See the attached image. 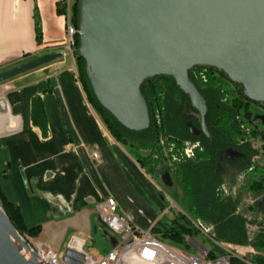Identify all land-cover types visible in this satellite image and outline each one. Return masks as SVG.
I'll use <instances>...</instances> for the list:
<instances>
[{
    "label": "crops",
    "instance_id": "crops-1",
    "mask_svg": "<svg viewBox=\"0 0 264 264\" xmlns=\"http://www.w3.org/2000/svg\"><path fill=\"white\" fill-rule=\"evenodd\" d=\"M62 7L64 0H0V73L63 54L0 83V188L20 206L28 228L42 226L39 237H29L30 245L57 253L68 249L73 236L87 243L84 235L98 232L96 206L108 197L139 227L149 230L159 221L147 197L153 196L148 180L111 136L78 80L66 49ZM38 97L47 117L46 136L32 124V100ZM120 159L149 201L122 173Z\"/></svg>",
    "mask_w": 264,
    "mask_h": 264
},
{
    "label": "trees",
    "instance_id": "trees-1",
    "mask_svg": "<svg viewBox=\"0 0 264 264\" xmlns=\"http://www.w3.org/2000/svg\"><path fill=\"white\" fill-rule=\"evenodd\" d=\"M78 2L74 0L72 6V23L79 30ZM58 12L64 14L65 8ZM41 36L38 26V42ZM79 43L77 34L75 51ZM75 65L90 105L111 136L133 152L136 162L151 177L160 180L174 174L178 178L194 220L202 229L214 240L234 249L254 246L264 250V173L243 187L254 198L246 211L242 210L243 188H238L241 175L249 176L264 169V129L250 124L255 116L254 108L257 106L264 111V103L250 100L242 84L233 82L224 71L196 66L188 75L206 101L205 123L209 135L203 131L201 114L188 93L168 75L152 76L142 83L141 93L148 106L150 126L134 131L99 102L87 75L85 59L75 55ZM226 83L233 88L234 96ZM31 117L33 126L46 136L47 117L41 97L33 98ZM124 172L133 187L146 198L133 176L126 169ZM0 205L21 236H40L42 226L28 228L20 206L9 201L1 188ZM248 212L254 215L253 219L248 217ZM186 222L175 220L167 227L161 226L159 220L152 233L162 240L185 242L186 236L198 234L192 221ZM250 259L264 264L262 254L252 255Z\"/></svg>",
    "mask_w": 264,
    "mask_h": 264
},
{
    "label": "water",
    "instance_id": "water-1",
    "mask_svg": "<svg viewBox=\"0 0 264 264\" xmlns=\"http://www.w3.org/2000/svg\"><path fill=\"white\" fill-rule=\"evenodd\" d=\"M79 48L99 102L124 126L149 128L142 83L168 75L191 98L206 135V101L188 72L215 67L245 95L264 103V0H79ZM63 54H48L0 73V83ZM25 254H29L26 256ZM85 254L68 248L66 264ZM0 264H42L0 206Z\"/></svg>",
    "mask_w": 264,
    "mask_h": 264
},
{
    "label": "built area",
    "instance_id": "built-area-1",
    "mask_svg": "<svg viewBox=\"0 0 264 264\" xmlns=\"http://www.w3.org/2000/svg\"><path fill=\"white\" fill-rule=\"evenodd\" d=\"M64 1V17L67 22L66 49L75 61V36L79 31L72 23L73 2ZM92 157L99 161L97 153H93ZM96 211L100 221L110 232L118 236L119 242L106 255L95 257L85 250L86 242L83 239L73 236L68 248L85 254L82 264H258L247 256L239 255L231 246L214 240L194 219L190 220L198 234L193 237L186 236L185 242L188 243L187 246H193L197 254L179 251L152 233V229L143 230L137 226L131 216L120 213L119 203L114 197H108L97 204ZM198 237L210 241L212 247L208 248ZM34 250L42 264H66L60 260L58 253L44 245Z\"/></svg>",
    "mask_w": 264,
    "mask_h": 264
},
{
    "label": "rangeland",
    "instance_id": "rangeland-1",
    "mask_svg": "<svg viewBox=\"0 0 264 264\" xmlns=\"http://www.w3.org/2000/svg\"><path fill=\"white\" fill-rule=\"evenodd\" d=\"M72 2L74 3V0H72ZM73 63L75 64V61ZM226 88L228 89L229 93L234 96L233 88L230 87V85L227 83H226ZM250 124L253 127L258 128L260 130L264 129V112L260 108L255 109L254 120ZM123 148L126 150V153L130 157L135 159L133 152L129 148L124 147V146ZM233 158H234V155H231L230 159H233ZM121 161L119 162V167L122 173L126 177L124 169H126L130 173L131 171L128 169L129 167L128 163L123 162L125 160H121ZM262 164H264V162ZM138 168L143 174V176L148 180L150 188L153 192L152 193L153 196H148L147 194V197L150 201L147 198L146 199L147 201L151 202L149 204L150 206H152V209L154 210L156 214V218L161 221V224H160L161 226L169 227L174 224L175 220H177L179 223L187 224L186 221H190V219H195V217L191 213L189 201L180 185L178 178L174 174H167L160 180H157L156 178L151 177L147 173L146 175L144 173L146 171L142 169L140 165ZM141 169L144 172H142ZM263 173H264V169H262L259 173H251L249 176L241 175L239 177L238 188H243L248 183L254 180H258L260 178V175H263ZM242 191L244 192V199H245V205L242 208V210L246 211L248 206L253 204L254 198L252 194H250L247 191L246 187L243 188ZM138 194L140 195L139 192ZM247 215L249 218H252V219L254 218V215H252L251 212H248ZM97 227H98V232L96 233L93 232L91 234L84 235L87 241L85 250L91 253L92 255H94L95 257H102L106 255L113 248V246L119 242V238L118 236L110 232L109 229L102 222H100V220H98V218H97ZM140 227L143 230H148V228H146L142 224H140ZM22 237L26 239L28 242L30 241L28 236H22ZM198 239L199 241H203L208 248L212 247V244L210 243V241L204 240L201 237H198ZM163 241L166 244L170 245L171 247L179 251H185V252L192 253V254L198 253L193 248V246L191 245L187 246L188 244L187 242L172 241L169 239H163ZM65 251H66V248H62L58 252L59 258L61 261L63 260ZM236 252L239 255H244V256L247 255L249 258H251V256L255 254L264 255V250L256 249L254 246L249 247V248H237Z\"/></svg>",
    "mask_w": 264,
    "mask_h": 264
},
{
    "label": "flooded vegetation",
    "instance_id": "flooded-vegetation-1",
    "mask_svg": "<svg viewBox=\"0 0 264 264\" xmlns=\"http://www.w3.org/2000/svg\"><path fill=\"white\" fill-rule=\"evenodd\" d=\"M256 108H259V107L256 106V107L254 108V110H255ZM260 109H261V108H260ZM261 110H262V109H261ZM262 111H263V110H262ZM263 112H264V111H263ZM253 120H254V119H253ZM252 122H253V121H252ZM180 185H181V184H180ZM181 187H182V186H181Z\"/></svg>",
    "mask_w": 264,
    "mask_h": 264
},
{
    "label": "bare ground",
    "instance_id": "bare-ground-1",
    "mask_svg": "<svg viewBox=\"0 0 264 264\" xmlns=\"http://www.w3.org/2000/svg\"><path fill=\"white\" fill-rule=\"evenodd\" d=\"M80 247V245H78Z\"/></svg>",
    "mask_w": 264,
    "mask_h": 264
}]
</instances>
